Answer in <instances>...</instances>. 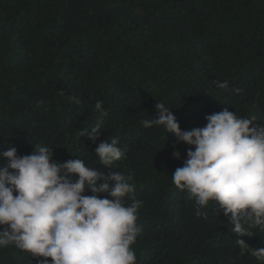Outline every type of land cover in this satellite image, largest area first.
Masks as SVG:
<instances>
[{
    "label": "trees",
    "instance_id": "obj_1",
    "mask_svg": "<svg viewBox=\"0 0 264 264\" xmlns=\"http://www.w3.org/2000/svg\"><path fill=\"white\" fill-rule=\"evenodd\" d=\"M225 80L229 89H219ZM156 103L182 130L225 108L264 127V0H0V153L30 155L39 144L57 162L131 173L143 202L137 264H260L235 240L264 248V231L237 237L215 202L197 215L195 198L173 184L189 146L143 126ZM101 120L95 143L80 136ZM112 138L126 152L107 168L95 148ZM41 259L0 247V264Z\"/></svg>",
    "mask_w": 264,
    "mask_h": 264
},
{
    "label": "clouds",
    "instance_id": "obj_2",
    "mask_svg": "<svg viewBox=\"0 0 264 264\" xmlns=\"http://www.w3.org/2000/svg\"><path fill=\"white\" fill-rule=\"evenodd\" d=\"M215 83L222 90L230 87L227 80ZM102 103L95 107L106 117ZM155 107L157 117L141 123L162 127L189 146L183 166L171 178L195 198L196 214L212 201L237 237H252L254 228L264 231V127L257 126V117L243 118L225 108L206 116L204 127L182 130L172 109L163 103ZM102 122L80 136L88 135L95 143ZM125 152L118 138L95 148L99 164L107 168ZM0 156L7 161L0 167V247L13 245L34 258L43 257L38 264H49V258L51 264H137L131 246L141 232L137 220L143 202L134 196L131 173L105 176L80 158L57 162L53 149L39 144L30 155H18L12 147ZM173 157L179 160L180 152L173 151ZM235 244L264 264V248L254 249L243 239Z\"/></svg>",
    "mask_w": 264,
    "mask_h": 264
}]
</instances>
